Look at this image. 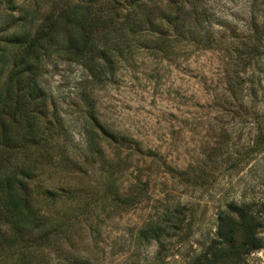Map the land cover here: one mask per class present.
<instances>
[{
  "label": "rangeland",
  "instance_id": "1",
  "mask_svg": "<svg viewBox=\"0 0 264 264\" xmlns=\"http://www.w3.org/2000/svg\"><path fill=\"white\" fill-rule=\"evenodd\" d=\"M79 1L0 0V39L15 20L4 13L26 17L31 34L52 9ZM126 2L103 24L136 16ZM139 3L147 19L111 39V62L88 48L72 58L60 42L43 54L33 125L49 142L2 155L28 166L33 206L53 222L49 240L31 230L0 249V264H203L222 245L218 213L243 203L261 245L234 264H264V0ZM170 4L183 9L168 25ZM12 66L11 53L0 86ZM93 116L119 142L103 139Z\"/></svg>",
  "mask_w": 264,
  "mask_h": 264
},
{
  "label": "trees",
  "instance_id": "2",
  "mask_svg": "<svg viewBox=\"0 0 264 264\" xmlns=\"http://www.w3.org/2000/svg\"><path fill=\"white\" fill-rule=\"evenodd\" d=\"M118 1L81 0L71 4L66 2L64 6L59 7L60 10L56 14L57 16H52V11L55 10L52 9L49 15H46L50 18L45 16L31 34L25 30L26 17L22 21V18L18 17L17 19L12 13L7 14L8 16H5V13L3 14L6 24L11 23L13 19L15 20L12 31L3 39H0V74L4 65L7 64L8 56L11 53L13 54V66L5 74L0 86L1 250L3 248H16L19 241L25 239L27 231L30 233L31 230L42 232V240H49L48 225L53 222L52 219L42 215L33 206L34 203L25 181L26 176H28V166L17 163L8 166L4 160L5 157L2 155L3 151L6 150L5 148L29 147V143L36 145L35 147L40 150L49 142L47 134H41L42 131L37 130L33 125V118L37 119L44 108V105L36 101V97L40 95L37 80L38 64L43 54L49 55L51 46L59 42L63 46L66 45L67 48L70 47L71 51L74 50V52L72 51L73 54L70 53L72 58L79 59V56L84 52L81 50L88 48L89 50L96 49V55H100L104 63L111 62L110 53H108L114 41L111 39L115 36L130 34L132 30L147 19L138 15L140 14L139 11L145 6L144 3H139V0H127L126 5L128 7L132 10L138 9V12L135 13L136 16H133L129 9L125 13L124 22L120 20L116 28H111L108 20V24H103L106 18L104 12H107L110 7H114V4ZM10 2L11 0H7V3ZM9 6L11 7L12 4L10 3ZM181 8L183 9L181 4L175 9H173L172 4L169 5V11L163 13L168 25L175 24L178 16L182 14ZM131 18L135 22L134 25L129 22ZM20 28L22 30L18 31ZM98 31L103 33L97 36L95 32ZM118 43L115 42L112 46ZM116 47H119V45ZM82 65L88 69L93 78H99L101 75L98 74L100 71L92 70L87 64L83 63ZM93 118L103 139L119 142V137L104 128L96 117L93 116ZM25 120L28 122V126L25 131H21L19 125L23 124ZM234 212V215L226 210H221L218 213L217 236L220 238L222 245L214 248L213 251H209V257L205 256L206 261L203 264H234L237 256H241L246 250L250 251L253 248L260 247L261 244L256 238L257 225L247 205L245 203L238 205ZM155 238H158V236L156 235ZM24 246L29 245L25 243ZM17 263L19 264V262Z\"/></svg>",
  "mask_w": 264,
  "mask_h": 264
}]
</instances>
